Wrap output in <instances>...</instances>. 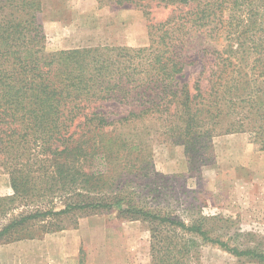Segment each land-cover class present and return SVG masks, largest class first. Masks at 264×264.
<instances>
[{
	"label": "trees",
	"instance_id": "obj_1",
	"mask_svg": "<svg viewBox=\"0 0 264 264\" xmlns=\"http://www.w3.org/2000/svg\"><path fill=\"white\" fill-rule=\"evenodd\" d=\"M42 1L0 0V171L14 189L12 197L0 198V216L17 200L81 187L66 193L58 211L36 208L8 218L0 242L30 237L33 221L116 209L119 216L150 223L153 264H187L197 238L264 264V251L231 245L201 223L145 210L125 200L122 189L97 192L110 178L83 168L97 158L136 168L141 155L149 170L148 142L159 135L184 146L190 170L199 173L214 158L216 136L246 133L264 151V0H97L146 15L175 9L149 24V46L54 52L46 50L38 18ZM195 39L208 44L194 49ZM196 52L209 58L191 86L181 79ZM45 228L66 225L47 221Z\"/></svg>",
	"mask_w": 264,
	"mask_h": 264
},
{
	"label": "rangeland",
	"instance_id": "obj_2",
	"mask_svg": "<svg viewBox=\"0 0 264 264\" xmlns=\"http://www.w3.org/2000/svg\"><path fill=\"white\" fill-rule=\"evenodd\" d=\"M174 9L160 8L146 15L140 8L100 6L97 0H43L38 18L49 52L95 46L140 48L150 44L149 24L166 19ZM203 41L195 39L191 46L197 49L203 43L208 44ZM216 42L218 46L223 45L222 39ZM205 58L200 53H192L195 63L186 66L181 81L193 86L201 76ZM206 83L205 80L203 84ZM148 143L151 154L148 159L153 162L149 170L141 155L135 158L136 168L124 167L119 161L111 167L101 158L88 162L91 165L84 169L87 167L110 178L96 191L113 194L122 189L125 200L145 210L187 224L201 223L211 235L229 239L231 245L264 251V151L259 150L248 134L216 136L214 158L200 173L190 170L189 154L172 139L159 135ZM246 153L252 156L243 162ZM80 187L75 185L67 192ZM66 193L32 196L33 201L11 203L9 214L0 216V227L8 218L36 208L60 210ZM13 195L9 175L0 171V198ZM59 220L66 225L65 229L48 231L45 228L47 221ZM47 221L31 222L27 229L30 237L0 242V264H81L82 258V264L154 262L152 226L148 221L119 216L116 209L90 214L74 211ZM172 230L173 227L166 229L168 237L174 236ZM192 250L194 257L187 264H258L200 238Z\"/></svg>",
	"mask_w": 264,
	"mask_h": 264
},
{
	"label": "crops",
	"instance_id": "obj_3",
	"mask_svg": "<svg viewBox=\"0 0 264 264\" xmlns=\"http://www.w3.org/2000/svg\"><path fill=\"white\" fill-rule=\"evenodd\" d=\"M236 134H238V133H236ZM262 153V152H261ZM252 155H251V153L250 154H248V153H246V154H244V159H243V162H245L248 158H250ZM251 160V159H250ZM246 164V163H245Z\"/></svg>",
	"mask_w": 264,
	"mask_h": 264
}]
</instances>
